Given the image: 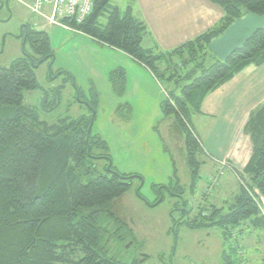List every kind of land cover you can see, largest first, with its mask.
Here are the masks:
<instances>
[{"label": "trees", "instance_id": "16d2710c", "mask_svg": "<svg viewBox=\"0 0 264 264\" xmlns=\"http://www.w3.org/2000/svg\"><path fill=\"white\" fill-rule=\"evenodd\" d=\"M211 1L224 8L221 21L172 50L145 47L146 24L132 13L131 7L122 14L112 0H94L93 12L79 25L64 20L97 41L123 50L175 87L181 85V79L191 80L181 86L180 94L172 91L163 108L167 114H175L186 134L192 195L202 164L198 158L202 145L193 127V114L201 112L210 92L247 65L264 63V29L226 61L211 52L215 59L207 63L208 44L214 37L247 10L264 14V0ZM106 13L108 21L101 25L99 18ZM21 36L35 55L19 56L9 67H0V264H140L144 259L125 262L108 255L109 238H119L122 245L126 239L135 240L128 232L119 235L122 225L113 228L109 222L100 223V217L107 212L113 220H119L106 207L131 188L133 175L95 174L96 160L109 156L107 152L93 151L95 146L107 148L105 140L92 132L95 105L90 104L93 112L89 114L49 122L24 102V90L39 87L36 67L53 57V50L46 30L25 24ZM174 58L181 60L172 67ZM178 65L188 68L183 75L173 71ZM126 75L122 66L111 72L110 81L119 95L125 90ZM245 131L252 139L253 153L245 169L238 171L245 181L239 184L228 211L208 203L200 206L193 218L174 219L175 233L178 224L190 229L219 227L227 264H250L242 256V225L249 221L248 225L264 227V102L251 112ZM175 186L177 193L184 194L180 182ZM160 202L157 198L153 204ZM189 212L191 209L186 208L185 214Z\"/></svg>", "mask_w": 264, "mask_h": 264}, {"label": "rangeland", "instance_id": "374dc122", "mask_svg": "<svg viewBox=\"0 0 264 264\" xmlns=\"http://www.w3.org/2000/svg\"><path fill=\"white\" fill-rule=\"evenodd\" d=\"M122 2L112 0V3ZM107 14L99 18L101 25H106ZM25 24L49 33L53 57L36 67L39 87L24 90V102L35 107L40 117L49 122L89 114L93 112L90 104L95 105L92 132L105 140L107 148L95 146L93 151L109 155L96 160L95 174L133 175L131 188L106 207L119 220H113L107 212L100 217V223L109 222L113 228L122 225L119 235L128 232L135 241L126 239L123 247L119 238H109L108 255L125 262L144 259L140 264H227L223 260L219 227L190 229L178 224L177 233L173 230L175 218H193L199 207L208 203L228 211L239 184L245 181L237 170L227 169L224 160L215 163L199 154L201 177L195 194H191L192 170L186 134L175 114H167L163 108L172 91L180 94L181 86L191 80L181 79V85L175 88L173 82L148 68L158 79L156 83L127 53L77 29L52 24L18 0H0V67H9L19 56L35 55L21 36ZM214 59L211 51L208 52L207 63ZM179 60L174 58L171 66ZM121 66L127 75L125 90L119 95L110 75ZM187 69L178 65L173 71L183 75ZM177 182L184 187L182 195L177 193ZM157 198L161 202L153 204ZM261 206L264 211V198ZM186 208L191 212L185 214ZM248 224L246 221L242 225L245 229L239 236L242 256L250 264H264V228ZM258 236L260 242L251 245L252 240L258 241Z\"/></svg>", "mask_w": 264, "mask_h": 264}, {"label": "crops", "instance_id": "0c3cea01", "mask_svg": "<svg viewBox=\"0 0 264 264\" xmlns=\"http://www.w3.org/2000/svg\"><path fill=\"white\" fill-rule=\"evenodd\" d=\"M114 4L122 14L131 7L132 13L146 24L148 33L143 37V45L154 50H172L207 31L225 15L224 8L211 0H124ZM134 61L158 83L148 67ZM262 102L264 63L247 65L210 92L202 103L201 112L192 117L202 154L215 163L224 160L225 167L231 171L242 172L253 153V142L245 126L251 112ZM262 212L264 214L263 209ZM259 242L260 236L250 244Z\"/></svg>", "mask_w": 264, "mask_h": 264}, {"label": "water", "instance_id": "95a60500", "mask_svg": "<svg viewBox=\"0 0 264 264\" xmlns=\"http://www.w3.org/2000/svg\"><path fill=\"white\" fill-rule=\"evenodd\" d=\"M261 29H264V14L247 10L233 21L221 35L214 37L209 42L208 49L220 60L226 61L236 49L241 48Z\"/></svg>", "mask_w": 264, "mask_h": 264}, {"label": "built area", "instance_id": "2783aa9c", "mask_svg": "<svg viewBox=\"0 0 264 264\" xmlns=\"http://www.w3.org/2000/svg\"><path fill=\"white\" fill-rule=\"evenodd\" d=\"M26 4L29 9L43 16L52 24L65 28H75L81 24L94 9V0H18ZM67 19L71 23L64 20Z\"/></svg>", "mask_w": 264, "mask_h": 264}]
</instances>
